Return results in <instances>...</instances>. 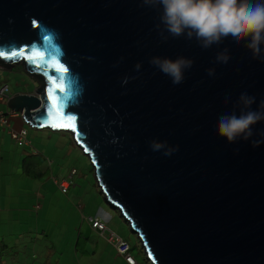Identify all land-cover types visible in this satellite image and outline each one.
I'll return each mask as SVG.
<instances>
[{
    "label": "water",
    "instance_id": "95a60500",
    "mask_svg": "<svg viewBox=\"0 0 264 264\" xmlns=\"http://www.w3.org/2000/svg\"><path fill=\"white\" fill-rule=\"evenodd\" d=\"M159 15L141 0H0V67L40 84L8 107L71 136L148 263L264 264V121L233 144L216 129L241 93L264 100V62L246 41L161 35ZM180 56L194 63L178 85L149 63Z\"/></svg>",
    "mask_w": 264,
    "mask_h": 264
},
{
    "label": "crops",
    "instance_id": "0c3cea01",
    "mask_svg": "<svg viewBox=\"0 0 264 264\" xmlns=\"http://www.w3.org/2000/svg\"><path fill=\"white\" fill-rule=\"evenodd\" d=\"M11 111L8 101L0 99V112ZM20 117L23 120L16 130L27 128L32 146H18L0 125V264H62V260L64 264H127L88 221L90 217L100 218L112 230L111 212L116 210H106L100 202L103 198L110 206L93 168L91 177L84 176L91 190L75 183L78 171L66 163V152L82 151L69 134L32 128L23 116L12 119ZM11 124L15 126L12 120ZM47 130L64 134L65 143L54 147L32 141V131ZM34 149L39 154L35 155ZM62 180L69 183L67 193L56 183ZM114 213L124 221L118 211ZM66 249L70 250L69 257Z\"/></svg>",
    "mask_w": 264,
    "mask_h": 264
},
{
    "label": "clouds",
    "instance_id": "9594fccd",
    "mask_svg": "<svg viewBox=\"0 0 264 264\" xmlns=\"http://www.w3.org/2000/svg\"><path fill=\"white\" fill-rule=\"evenodd\" d=\"M147 7L160 10L157 29L161 35L167 33L171 37L184 36L188 40L195 38L204 49L219 45L229 39L232 44L246 41L245 47L252 53L253 59L264 62V0H141ZM162 26V28H161ZM165 39L167 37L165 36ZM230 56L227 49L218 53L217 63L227 64ZM149 63L161 73L171 78L174 85L181 84L185 71L194 63L183 56L176 59L153 57ZM140 64L136 65L139 70ZM208 75L213 76L214 70L209 69ZM225 97V103L229 102ZM256 98L241 93L237 106L239 114L231 111L218 117L217 134L225 138L229 144L239 140L249 141L254 135L253 126L264 121V100L256 109L252 105ZM264 137V131L260 133ZM264 143V139L252 140L253 146ZM153 151L164 150V155H171L177 148H169L163 142L151 143ZM238 151V150H237Z\"/></svg>",
    "mask_w": 264,
    "mask_h": 264
},
{
    "label": "rangeland",
    "instance_id": "374dc122",
    "mask_svg": "<svg viewBox=\"0 0 264 264\" xmlns=\"http://www.w3.org/2000/svg\"><path fill=\"white\" fill-rule=\"evenodd\" d=\"M4 84H7L10 86V94L12 96L19 94V93H27V94H33L37 90V88L40 87V84L38 81L30 76L27 71L25 70V67L22 63L14 64L13 66L9 68H3L0 67V87ZM14 123L15 129H18V124L20 120H23L21 117L18 119H11ZM33 135H35L34 139L32 141L35 142V144L39 143H51L53 146H57L60 142V145L65 143L64 134L59 133H52L50 131H32ZM32 138V137H31ZM70 147V146H69ZM67 155V164L78 171V175L75 182L79 184L81 187H85L87 189H92L93 187L91 185L87 184V181L85 179L86 176H92V167L90 165L89 158L85 157L79 150L72 149L71 152H66ZM102 198V197H101ZM100 202L103 204L104 208L106 210L110 209V206H108L104 199L100 200ZM111 212V211H110ZM116 211H112L111 214L114 216V219L112 220V230L116 232L118 235H120L122 238H125L130 241L131 248L132 249V255H134L135 259L139 264H150L147 261V257L145 255V252L142 251L139 241L137 240L136 236L130 231L127 224L124 223L120 219V217H117ZM62 251V247H60L58 254H60ZM70 253L69 249H66L65 254L68 255ZM8 254V253H7ZM6 254V255H7ZM58 257V256H57ZM69 257V255H68ZM70 262V261H69ZM71 263V262H70ZM62 264H64V260H62Z\"/></svg>",
    "mask_w": 264,
    "mask_h": 264
},
{
    "label": "built area",
    "instance_id": "2783aa9c",
    "mask_svg": "<svg viewBox=\"0 0 264 264\" xmlns=\"http://www.w3.org/2000/svg\"><path fill=\"white\" fill-rule=\"evenodd\" d=\"M13 97L10 94V86L4 84L0 87V99L4 101H9ZM15 116H23L22 114L15 113L11 111L8 113L0 112V125L4 127L13 142H15L20 147L32 146L31 141L28 138L29 130L27 128H22L20 130L14 129L11 124V119ZM33 153L35 155L39 154V151L34 149ZM50 162V161H49ZM63 193H67L69 189V183L66 180L56 182ZM92 228L97 231L104 239H106L116 250L117 254L124 258L127 264H139L134 256L131 254V245L128 241L118 235L116 232L111 230L107 223L100 218L90 217L88 219Z\"/></svg>",
    "mask_w": 264,
    "mask_h": 264
}]
</instances>
